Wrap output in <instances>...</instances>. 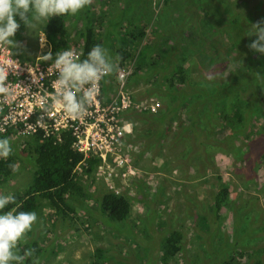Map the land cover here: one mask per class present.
<instances>
[{
	"label": "rangeland",
	"instance_id": "374dc122",
	"mask_svg": "<svg viewBox=\"0 0 264 264\" xmlns=\"http://www.w3.org/2000/svg\"><path fill=\"white\" fill-rule=\"evenodd\" d=\"M115 1L128 3L130 9H138L141 7L142 1H146L147 12H150V6L155 11L158 10L150 21L146 18L137 17L138 10H126L124 17L121 16L115 19L125 22L136 21V24L139 25L135 33L132 32L134 34L132 42L134 43L132 47L133 56L136 57V63L140 64L141 72L154 75L155 78L160 80L158 83L161 84V77L165 75L163 78L167 80L172 70V65L168 66L165 63L167 55L164 53L168 49L178 48L184 37L174 36L172 41L169 36L163 34L162 30L172 31L180 29L182 25L189 30L191 24L196 22L203 25L202 19L207 15H217L216 9H213L212 5L218 4L219 0ZM227 1L229 5L232 6L233 4V7H235L236 0ZM259 4H262L261 13L264 14V0H237V5L242 7L241 13L244 15L249 11H254L257 15L259 12L257 5ZM96 10L98 12L106 9L100 4ZM257 19L261 18L257 17ZM245 23H247V20H245ZM171 24L178 25V27L171 28ZM144 25L149 26L146 31L142 29ZM109 29L116 36L124 37V35L120 36V29L117 26L111 25ZM126 29V34L129 35L131 29L129 27ZM124 31L121 29V33ZM36 32L26 26L13 38L23 46L22 49L14 50L22 61L31 60L33 62L35 58L34 55L30 54V51L33 49L35 51L38 48ZM252 38H255V36H252ZM118 42L120 43L121 39L118 38ZM227 42L229 43V40ZM192 44L197 49L194 41H192ZM201 46L202 49L210 48L209 45L203 46V43ZM199 54V52H195L194 59L191 55L188 58L180 57L183 66L190 68L192 78L197 75L194 74L196 69L191 68L190 63H193L198 69L202 68L205 76L213 70L215 74L224 70L220 60L211 66H208L207 63L202 65ZM250 55L257 54L250 52ZM157 60L159 61L158 65L146 71L147 67L153 66L151 62ZM161 61L163 62L161 63ZM233 67L231 65L230 69H233ZM257 72L264 74V59H260L258 56L247 59L243 64V68L232 74V79H236L245 86L251 84L249 90L242 93L243 97L251 103L255 101L252 97L255 96L256 91L253 89L258 90L257 85L261 78V75H257ZM144 75L143 73H137L130 79V82ZM243 76L245 78L242 79ZM215 77L214 79L220 81L226 78L219 79L217 76ZM178 86L169 91L170 96L166 98L165 95L163 96V99H166L165 103L181 100L175 95H181L185 92L181 88L178 89ZM148 87L150 85L143 83L137 87L142 101L148 99L145 91ZM258 92H262L264 96L263 91L258 90ZM151 93L152 90L148 89V94ZM182 100L177 105L183 106L186 108L185 111L191 114L193 111L192 103ZM226 100L224 106L225 109H228L229 102L233 98L227 92ZM160 101L164 103L162 100ZM257 101L260 103L259 100ZM161 109L159 116H161L162 111L165 112L163 105ZM249 112L250 108H247L243 128L237 124L238 120L234 121L233 119L230 121L229 118L215 124V134H213V127L211 128L209 137H216L218 145H214L213 139L212 141L208 140L207 131L200 130L197 136L201 140L199 141L201 147L199 145V151H195L194 154H192V151L189 153L181 151L187 145L179 144V141L176 142L178 134H163L162 136L167 137V139H162L164 140L162 149L159 142L156 141L158 134L150 131L149 134H157L152 151L162 153L163 156L158 158L148 155L139 157L137 167L141 176L137 179L140 180L143 186H146V189L154 184H157V186L159 184L165 185V201L159 205L162 209L159 211H162L163 214L161 223L147 222V215L150 213L144 204V194L138 191L137 186L132 185L131 181L124 184L118 181V185L123 187V191L130 189L128 194L135 199H133L134 208L131 218L133 229L131 232L128 231L129 227L126 226L125 221L108 220L105 216L103 217L96 208L98 203L95 197H92L90 201L85 200L79 205V202H73L76 196L67 194L65 196L67 202L73 207L75 205L77 207L78 212H76V215L72 214L70 218L63 219L62 212L57 210L58 206L52 204V200H45L46 203L42 206V212H39L42 214L43 219L38 214L37 222L33 225L32 231L27 233V241L32 243L39 240L42 232L48 229L44 236L45 239H40L42 240L40 241L41 246L45 247L42 254L45 257L41 259L43 264H90L94 259V254L91 252L95 248H101L100 246L104 248V254L109 258L107 264H226V259L229 258H233V264H255L257 259L262 260L264 264V119L255 118L253 120L252 117L251 121L247 122ZM181 117L178 110H171L169 123L162 122L164 128L169 124L172 130H178L179 127L176 125L181 122ZM228 121L232 123L230 124ZM260 126H262L261 135L257 139L253 134L257 132ZM246 131L253 134H240ZM194 135L196 136V133ZM25 139L27 138L18 136L10 140L13 141L11 143H14L12 144L14 156L17 154V148L20 150L24 146ZM260 152H263V154H259ZM25 154L27 153H22V155ZM239 154L243 156H238ZM245 160H248V165L244 168L240 167L238 163ZM16 164L19 166V171L8 182L0 185V194L25 193L27 188L32 185L34 180L33 162L26 161L24 158L22 160L18 159ZM144 166L148 167L145 168ZM162 166L166 167L162 170ZM252 166H255L254 171ZM207 169L211 171L208 172ZM220 175H223L221 179ZM150 177L153 179L151 185L148 183ZM184 178L188 180L187 183L180 182L181 180L184 181ZM218 179H220L219 184L223 182L229 186L230 190L234 191V201L229 206H225L224 209L220 208L221 222L219 224H210L212 214H214L215 196L218 194L216 192L219 188L216 187L218 186ZM79 180L84 179L79 178ZM85 180V183L92 184L90 186L91 193L95 190L102 193L108 189L105 180L97 175L94 177L87 176ZM81 182L83 184L84 181ZM95 182H97V185H95ZM94 186H98L99 189ZM151 192L152 196L156 193L153 189H151ZM77 198L80 199V197ZM54 201L62 205V200L58 197H55ZM200 209H202L201 212H199ZM82 212L85 215H82ZM206 214L211 217L207 219ZM74 216L75 219H73ZM174 229H178L184 234L183 248L175 256V259L164 263L162 255L163 238L172 233ZM114 230H117V234ZM90 238L92 241L89 240ZM129 239L131 243H129ZM185 242L190 245H185ZM50 249L53 251H50ZM54 251L55 255H53Z\"/></svg>",
	"mask_w": 264,
	"mask_h": 264
},
{
	"label": "trees",
	"instance_id": "16d2710c",
	"mask_svg": "<svg viewBox=\"0 0 264 264\" xmlns=\"http://www.w3.org/2000/svg\"><path fill=\"white\" fill-rule=\"evenodd\" d=\"M214 1V0H211ZM212 5V4H211ZM234 6L229 5L227 0L223 1L220 0L218 4L212 5L213 9H216V14H209L205 18L202 19L203 25L201 23H192L191 24V31L189 37L182 38V42L180 46L176 49H171L164 54L167 55L165 58V63L168 66H171L177 71V74L172 75L169 73L167 80L161 77V84L158 83L157 78L154 75L145 74L144 76H140V78H135L133 84L135 87H138L141 83L145 85H150V87L146 88V93L148 96L156 95V98H161L162 101L165 103L166 99H163L167 96H170L169 91H172L174 85L177 83L180 88L187 94H195V98H186L182 101L192 103L193 111L189 115L190 121L186 124V126L181 125L175 134H178L177 141L180 142L179 144H185L181 151L185 153H189L192 151V154L195 151H199L201 144L199 143L200 138L197 136L200 130H208V128L215 127V123L210 120L208 110H212V116L214 118H218L219 115L222 114L225 116L226 119L229 118L230 121L234 119L237 121L238 125L244 126L245 124V111L247 108H250L249 117L247 118V122H250L252 117L253 120L255 118H260L261 120L264 119V96L261 99H258L260 103L257 101V96L255 92V96L252 98L255 100L252 103L243 97L242 93H245L249 90V86H245L243 83L237 81L236 79H232V74L238 71L240 68H243V64L247 59H253L256 56L260 57V59H264V55L256 53L257 55H250V51L247 47V44L251 42V40L255 39L252 37L247 36L249 32L252 31V23L255 20H259L258 18H262L264 14L261 13L262 4L257 6V10L259 11L256 15V12H248L245 15L241 13V6L237 5V1H235ZM224 8V10L222 9ZM223 10V11H222ZM264 10V9H263ZM218 12V13H217ZM106 12L101 11L100 14V21L105 20ZM227 14V16H225ZM87 16L91 19L95 18V14L88 13ZM154 13L152 12H145L143 17L148 18L150 21L153 18ZM244 16V17H243ZM247 20V23H245ZM65 19L63 16L51 17L48 22L47 26L44 27V30L47 32L49 41L52 43V53L53 58L55 57V53L57 51H62L68 47L70 42L69 33L67 28L65 27ZM99 21V22H100ZM111 23V21H110ZM101 25V24H100ZM106 30L109 39L118 40L121 39V46L123 48V53H125V59L127 56L132 55L133 51V39L136 28H139V25L136 24V21H129L125 22L123 20L117 19L116 26H119L118 29L119 33L124 35V37L116 36L110 29ZM203 26V29H202ZM26 25L23 22L20 23V27L17 30L16 34L20 33ZM102 27V26H101ZM131 29V33L128 35L126 34V28ZM178 25L171 24V28H177ZM121 29L125 30L121 33ZM237 31V33H236ZM133 32V33H132ZM184 33V30L182 31ZM165 36H169L170 39L173 41L174 36L171 30H167V34ZM239 36V38H237ZM81 38H85L84 43V53L83 59L87 58L88 52L92 49L95 44L98 43L96 38L94 25L93 24H86L83 28L82 33L80 35ZM229 40V43L227 42ZM192 41L196 44V47H193ZM132 43V44H131ZM203 46H210L207 49H202L201 44ZM129 49H131L129 52ZM199 52V56L202 59L201 64L207 63L208 66L213 65L218 60H220V64L224 67V70L221 73H216L214 75L217 76L219 79L224 78L222 81L217 79H207L204 75V72L201 69H198L196 66H193L197 73L195 78L191 77V71L187 70L183 67V61L180 57L188 58L190 55L194 59V53ZM255 53V52H254ZM163 58V56H162ZM159 60V58H158ZM157 60V61H158ZM151 62L153 66L147 67L146 71L151 70L152 68L156 67L159 61ZM163 61H161L162 63ZM231 65H233V69H230ZM138 69H142L140 64H138ZM136 75V74H135ZM261 78L259 80V84L257 85L258 90L264 92V74L260 73ZM187 78L193 79L194 82H188ZM216 78V77H215ZM245 76L242 77V79ZM164 80V81H163ZM263 86V87H262ZM229 88V89H228ZM148 89L152 90V93L148 94ZM257 90V92H258ZM226 92L229 93L233 100L229 103V108L225 109L226 100ZM208 95V100H206V96ZM219 95V99L217 96ZM223 97H221V96ZM158 96V97H157ZM178 99H180V95L176 94ZM213 102H212V101ZM178 101V100H175ZM211 101V102H210ZM171 102H166V109L169 110ZM253 104V105H251ZM223 107H221V106ZM172 109L176 110L178 105L176 103L171 104ZM134 121L137 122L136 125V139L144 144L147 149H151L156 136L158 134V138L156 141H160L161 138H164L162 135L164 133V126L162 122H165L163 114L159 116V112L154 114L150 111L140 113V115L133 117ZM228 121V122H230ZM232 122H230L231 124ZM150 131H154L157 134H149ZM196 133V136L194 135ZM15 134V129L13 127H8V131L1 132L0 138L7 137L10 140H13V136ZM192 134V136H190ZM240 134H253L248 133L247 131ZM55 132L51 129V133L49 136L45 135V130L39 128L34 135L30 136V138L25 139L24 146L18 150L16 156L13 153L7 158L3 159L0 158V185L5 184L9 181L11 177L16 175L13 173L9 168V164H16L18 159L22 160H30L33 162V183L29 188H27L25 193L22 192H15L12 195L15 197V202L6 205L4 212L7 211H35L39 216L42 218V206L46 203L45 200L49 199L52 200V204H56L57 210L62 212V214H66L69 211H73L77 209L76 205L73 207L69 202L66 200V195H74L76 198L74 199L75 202H79V205L87 200L90 201L92 197H95L97 200V210L99 213L108 220H117V221H125L126 226L129 227V232L132 231L133 225L131 224V218L133 215V199L134 197L128 194L130 189L123 191V187L117 186L123 191L120 194H116L112 190H106L104 192H98L95 190L91 193L90 186L91 183H84L79 180L78 174H76V167L79 163L84 160V154L77 150L76 148L72 147V138H74L70 132L66 133V136L62 142L59 140L56 141L54 139ZM261 134L255 133L257 139ZM247 136V135H245ZM186 138L185 140H181ZM212 141V137L209 138ZM208 139V140H209ZM13 142V141H11ZM14 144V143H11ZM200 145V147H199ZM199 147V148H198ZM13 148V145H12ZM143 148V153L147 152L148 150ZM183 152H181L183 154ZM22 153H27L22 155ZM259 154H263L260 152ZM161 155V154H159ZM238 156H243L239 154ZM99 159L97 157H91L85 165L83 169H81V173L93 175V171L97 168ZM138 164H136V167ZM147 168L148 166H144ZM208 170V169H207ZM211 170H208L210 172ZM210 174V173H209ZM153 177V176H152ZM152 177H150V185L152 183ZM129 181L132 182V185H135L139 188V192L144 194V204L145 207L149 211V215H147V222H158L161 223L162 219V211L161 203L165 201V185H158L154 184L151 187L143 186L137 178H131ZM121 183H127L123 181H119ZM98 188V186H94ZM151 189L156 193L152 196ZM130 193V192H129ZM66 194V195H65ZM100 194V195H99ZM99 195V196H98ZM58 197L62 200V205L57 204L54 201V198ZM77 197H80L78 199ZM149 198V199H148ZM230 198V191L229 186L223 182H221V190L215 196V205L214 211L212 214L210 224H219L221 222L220 216V208L227 206V201ZM135 200V199H134ZM142 201V200H140ZM160 208H159V207ZM195 207V206H194ZM162 210V209H161ZM202 209L199 210L201 212ZM206 218H210L211 216L206 214ZM122 229V227L120 226ZM48 231V229H47ZM47 231L42 232V238L40 237L39 240H35L32 243L23 244L20 243L19 247L21 249V254L25 248H34L35 253L34 257L39 258V264H43V259L45 256H42L45 247L41 246L42 240H44V236L46 235ZM116 233L117 230H114ZM208 232V231H207ZM117 234V233H116ZM209 234V232H208ZM129 237H131L129 235ZM42 239V240H40ZM162 243V255H163V262L168 263L170 260L175 259V256L178 254L179 251L182 250L183 246L182 243L184 241V234L179 231L178 229H174L172 233L167 234L165 238H163ZM129 243L130 239H129ZM97 247V246H96ZM95 248L93 250L94 259L90 262V264H107L108 257L104 254V248ZM50 251H53L50 249ZM55 251L53 255H55ZM26 264H31V260L26 261ZM226 264H233V258H229ZM255 264H263L262 260H256Z\"/></svg>",
	"mask_w": 264,
	"mask_h": 264
},
{
	"label": "clouds",
	"instance_id": "9594fccd",
	"mask_svg": "<svg viewBox=\"0 0 264 264\" xmlns=\"http://www.w3.org/2000/svg\"><path fill=\"white\" fill-rule=\"evenodd\" d=\"M163 1L164 0H162V2ZM91 3L92 0H0V47L7 46L10 54L12 53L15 58V60H0V97H3L5 100H11L15 95V90L9 85L8 77L10 71L13 76L19 75L20 64L16 59H19L20 61L22 60L15 54L14 50L22 49L23 46L13 38L15 37L21 22H23V24L30 30L35 32L37 30V50L39 49V54L33 59V62L31 60H24L22 62H28L32 65L36 63L44 65L52 63V66L57 74L52 78H48L50 83L53 79H56V81L54 82L53 88L48 83L46 84L48 86L47 92L49 94L43 98L45 101L43 107L39 108V113L47 120V122H49L47 113L50 108L63 112L72 120H79L85 117L88 114L89 108L94 104L95 98L99 94L97 87L99 81L101 85V95L99 96V99H101L104 103L112 102L116 97H118L119 102H121L122 94L120 91L123 90L126 92L129 97L128 103L120 110V114L129 126L127 128H122L121 134L118 135L120 143L119 148L116 151H112V154L107 156L112 169L111 182L115 184L120 192L117 193L114 189L110 188L107 185V181H105V185L108 188L107 190H112L116 194H120L123 191L117 186L118 181L127 182L133 177L138 178L141 176L138 167H136L139 157H145L148 155L158 158L159 156H163L162 153L159 155V153L152 151L154 145H152L151 149H147L142 142L136 139L137 122L134 121L133 117L147 111L156 114L162 110L161 107L163 105L165 112L162 111V114L165 122L169 123L171 110H173L171 104L176 103L177 105V103L182 99L195 98L196 93L190 95L181 93V100L172 101L170 104L171 108L169 110L166 109V103L164 104L160 101L162 100L161 98L146 95L148 99L142 101L140 98V91H138L137 87L134 86L133 82H130V79L135 74L142 73V69H138L136 57L133 56V53L131 52L132 55L127 56L125 59L126 56L125 53H123L121 43H119L118 40L109 39L106 32L108 25L116 26L115 18L121 16L124 17L126 10L130 11L138 9H130L128 3L116 2L115 0H99V3L102 4L106 10H100L97 12L96 9L92 10L88 6ZM121 4L123 5L120 6ZM141 7L144 9V13L147 12L146 1H142ZM222 9L224 10L223 7ZM101 11L106 12L104 17L105 20L103 21H100L101 17L97 19L95 16L94 19H91L87 16L88 13L97 15ZM150 12H153L155 16L158 10L155 11L154 8L150 6ZM57 16H63L65 19L64 25L68 30L70 42L66 49L57 51L55 53V57L53 58V53L51 51L52 43L49 41L44 27L47 26V22L51 17ZM70 22L71 24H69ZM88 23L94 25L98 43L95 44V46H93L88 52L87 58L83 59L85 38H81L80 35L83 28ZM147 27L149 26L144 25L142 29H145L146 31ZM117 28H119V26H117ZM183 30L184 33L182 32ZM190 31L191 26L190 29L187 30L182 25L180 29L172 30V33L173 36H184L185 34L186 37H189ZM162 32L164 35L167 34V30H162ZM121 35L122 34H120V36ZM246 35L249 37L255 36V39L251 40V42L247 44L248 49L255 53L264 55V17L252 23V31ZM130 50L131 49L126 52H129ZM190 65L191 68L195 66L193 63H190ZM129 67H132V71L125 77L120 76V72L128 70ZM183 67L190 70V68L185 66ZM29 72L32 73L30 69ZM171 74L175 75L177 74V71L172 68ZM194 74L197 75V73ZM259 74L260 73L257 72V75ZM214 75L215 72L213 70V72L206 74V78L213 79ZM31 78L35 81L34 76H31ZM196 79L199 78H195V80ZM187 81L194 82V80L190 78H187ZM177 85L178 84L176 83L174 87ZM178 89H180V86H178ZM256 96L257 99H261V97H263V93L256 92ZM217 99H219V95L217 96ZM206 100H208V95L206 96ZM153 104H155V106H153ZM185 109L186 108L183 106L176 109L182 116L181 122L176 125L177 127H180L181 125L186 126V124L190 121V114H188ZM211 112L212 110L209 109L208 114L210 120H212L215 124H219L226 120L225 116L222 114L219 115V120L217 117L214 118ZM39 113L34 114L30 120L32 122L35 121L38 118ZM169 113L170 116L167 118L165 115ZM8 127H13L15 129L13 139L18 136L30 138V136L34 135V133L38 131L29 133L25 131L26 123H12L7 126L5 130L2 129L0 124V133L8 131ZM163 129L165 134H175L177 132V130H172L169 124ZM205 131L208 132L209 139L211 128H208V130ZM54 132V139H56V141L59 140L60 142L64 140L66 133L70 132L74 137L72 138V147L79 150L76 146L77 138L73 134V127H64L58 131L54 130ZM50 133L45 135L49 136ZM213 134H215L214 127ZM162 139H167V137L161 138L159 141V145L163 149L164 140ZM212 139L214 145H218L217 138L213 137ZM143 148L148 151L143 153ZM80 152H82L85 157L84 160L76 167L75 173L78 174L80 179H84L80 181H84L85 183L86 177L90 175L84 173L82 174L81 169H83L87 160L91 157H97L99 159L97 168L93 171V175L90 176L94 177L97 175L98 167L101 165L103 159L99 153L92 152L88 157L84 151ZM12 153L13 148L10 139L7 137L0 138V158L7 159ZM119 157H127L128 162L119 164ZM127 163L132 166L135 173L124 176L123 174L128 168V165L126 166ZM238 164H240V167L244 168L248 165V160L242 161ZM165 167L162 166L161 169L163 170ZM9 168L13 173L19 171V166L17 164H9ZM252 170H255V166H252ZM222 176L220 175V179ZM220 179H218V186H216L217 188L219 187L216 191L218 193L221 190V184H219ZM99 184L104 185L103 183ZM95 185H97V182H95ZM229 191L230 198L227 201V206L234 201V191L230 189ZM14 202L15 197L13 195L0 194V264H26V261L28 260H31V264H39V258L34 257V248H25L21 254V249L19 247L21 242L24 244L28 243L27 233L32 231L33 225L37 222V213L35 211H2L5 209L6 205ZM224 207L222 208L224 209ZM71 209L73 211L68 210L66 214H63V219L66 217L70 218V215L72 214L76 215L78 210H74L73 208ZM82 215H85V213L82 212ZM73 219H75V216Z\"/></svg>",
	"mask_w": 264,
	"mask_h": 264
},
{
	"label": "built area",
	"instance_id": "2783aa9c",
	"mask_svg": "<svg viewBox=\"0 0 264 264\" xmlns=\"http://www.w3.org/2000/svg\"><path fill=\"white\" fill-rule=\"evenodd\" d=\"M7 48V46L0 47V60H15ZM16 60L20 64L19 75L13 76L10 71L8 77L9 85L15 90V95L11 100H5L0 97V124L2 129L5 130L12 123H26V132L32 133L42 128L45 130V134H49L51 129L58 131L64 127H73V134L77 138L76 146L78 149L84 151L88 157L92 152L101 155L103 161L98 167L97 176L104 178L107 181V185L119 193L120 190L111 182L112 169L107 156L119 148L118 135L121 134L122 128L129 126L120 114V110L128 103V94L121 90V102L116 97L112 102L104 103L99 99L101 95L99 81L97 85L99 94L85 117L79 120H72L63 112L50 108L47 113L49 122H47L39 113V108L43 107L45 102L43 98L49 94L46 84L48 83L53 88L56 81V79H53L50 83L48 80V78L57 75L52 63L45 65L36 63L32 65L19 59ZM29 69L32 73L29 72ZM131 71L132 67H129L128 70L121 71L120 76L125 77ZM31 76H34L35 81ZM37 113H39L38 118L32 122L30 118ZM125 162H128L127 157H119V164H124ZM127 165L128 168L123 174L124 176L135 173L132 166L129 163Z\"/></svg>",
	"mask_w": 264,
	"mask_h": 264
},
{
	"label": "crops",
	"instance_id": "0c3cea01",
	"mask_svg": "<svg viewBox=\"0 0 264 264\" xmlns=\"http://www.w3.org/2000/svg\"><path fill=\"white\" fill-rule=\"evenodd\" d=\"M100 5V3H99V0H92V3L90 4V5H88L92 10H94V9H96L98 6ZM100 14H101V12H99L97 15H95L96 17H97V19H99V17H100ZM143 15H144V9H143V7H139L138 8V15H137V17L139 16L140 18H145V17H143ZM138 21H140V20H138ZM34 50V49H33ZM33 50H31L30 51V54H32V55H35V57H37L38 56V54H39V49L38 50H35V51H33ZM33 51V52H32ZM153 106H155V104H153ZM167 118H169V116H170V113L169 114H167V115H165ZM187 179L185 180V178H184V181H182L181 180V182H186L187 183ZM89 240H91L92 241V239L90 238ZM85 242H88V241H85ZM109 249V248H108ZM107 249V250H108ZM110 250V249H109Z\"/></svg>",
	"mask_w": 264,
	"mask_h": 264
},
{
	"label": "flooded vegetation",
	"instance_id": "af4514ba",
	"mask_svg": "<svg viewBox=\"0 0 264 264\" xmlns=\"http://www.w3.org/2000/svg\"><path fill=\"white\" fill-rule=\"evenodd\" d=\"M253 90L257 92V90H255V89H253ZM257 100H258V99H257ZM258 119H260V118H258ZM261 127H262V126H260V127L257 129V133H260ZM260 134H261V133H260ZM185 245L189 246L190 244L187 243V242H185Z\"/></svg>",
	"mask_w": 264,
	"mask_h": 264
}]
</instances>
